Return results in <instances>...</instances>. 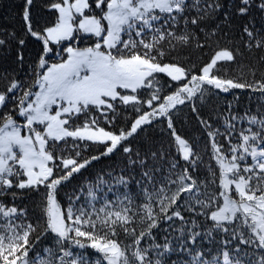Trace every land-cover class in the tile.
<instances>
[{"label": "snow or ice", "instance_id": "1", "mask_svg": "<svg viewBox=\"0 0 264 264\" xmlns=\"http://www.w3.org/2000/svg\"><path fill=\"white\" fill-rule=\"evenodd\" d=\"M37 3L0 31V264H264V104L239 110L264 101V0Z\"/></svg>", "mask_w": 264, "mask_h": 264}, {"label": "trees", "instance_id": "2", "mask_svg": "<svg viewBox=\"0 0 264 264\" xmlns=\"http://www.w3.org/2000/svg\"><path fill=\"white\" fill-rule=\"evenodd\" d=\"M22 0H0V31H17L21 29V18H20V4ZM44 0H38L37 3V12L38 14H43L41 12V6L43 5ZM210 54V53H208ZM193 61L200 62L202 58H205V54L199 53L198 51L192 52ZM11 63V58L8 53L0 52V68L8 67ZM2 83V82H0ZM240 92V90H237ZM233 97L228 94H222L218 99L212 98L206 108V112L211 111L212 108H216L219 111L223 112L227 102L232 101ZM235 103V102H233ZM261 104H264V101L258 99V94H253L252 99L249 100L246 96L241 94V100L239 104V110L243 113L244 110L251 108L253 112L256 111L257 107ZM186 113L189 110H185ZM179 131L186 135L188 138H195L198 141H201L203 138V133L201 132L199 125L195 120L189 118L186 123L182 124L179 128ZM201 149L204 148V144H200ZM94 148H89V154L95 153ZM206 158V157H205ZM119 158H117L118 160ZM207 159V158H206ZM94 167H90L87 172H84L82 176H76L72 183L68 186L66 191L71 194L73 190H78L81 187L85 189L84 193L81 195V203H85L87 200V183L90 180H93L97 174H102L103 172L111 170L115 167V162L113 160L102 158L99 162H94ZM110 199H115L114 193H108ZM97 207H100V204H97ZM88 255L90 258H95L98 254L94 250L88 249ZM175 258V257H173Z\"/></svg>", "mask_w": 264, "mask_h": 264}]
</instances>
